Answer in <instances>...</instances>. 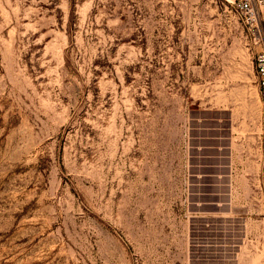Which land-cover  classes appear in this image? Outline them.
Segmentation results:
<instances>
[{
	"label": "rangeland",
	"instance_id": "obj_1",
	"mask_svg": "<svg viewBox=\"0 0 264 264\" xmlns=\"http://www.w3.org/2000/svg\"><path fill=\"white\" fill-rule=\"evenodd\" d=\"M256 35L228 0H0V264H264Z\"/></svg>",
	"mask_w": 264,
	"mask_h": 264
},
{
	"label": "built area",
	"instance_id": "obj_2",
	"mask_svg": "<svg viewBox=\"0 0 264 264\" xmlns=\"http://www.w3.org/2000/svg\"><path fill=\"white\" fill-rule=\"evenodd\" d=\"M241 20L256 31L259 49L254 55L253 67L258 80V93L263 107L261 133L264 143V32L261 19L264 14V0H228ZM264 157V150H263ZM264 159V158H263Z\"/></svg>",
	"mask_w": 264,
	"mask_h": 264
}]
</instances>
